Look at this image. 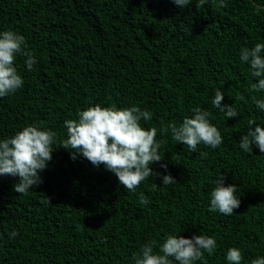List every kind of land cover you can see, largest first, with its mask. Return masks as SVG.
Returning a JSON list of instances; mask_svg holds the SVG:
<instances>
[{"label": "trees", "instance_id": "trees-1", "mask_svg": "<svg viewBox=\"0 0 264 264\" xmlns=\"http://www.w3.org/2000/svg\"><path fill=\"white\" fill-rule=\"evenodd\" d=\"M8 29L25 37L38 62L31 71L23 55L14 62L24 84L0 98V139L32 123L57 136L31 190L19 194L18 177L0 176V264H134L142 244L174 232L213 236L207 264H228L233 246L242 250L241 264L264 255V153L239 147L247 121L264 122L249 98L257 81L239 58L241 48L264 42V0L183 8L173 0H0V31ZM217 88L240 114L227 118L214 108ZM96 104L153 113L141 124L157 128L162 159L151 165L158 175L135 191L60 146L64 121ZM197 106L212 113L224 138L215 149L199 144L192 152L160 132ZM163 174L177 182L161 184ZM220 174L237 187L240 205L231 215L209 211ZM12 230L18 234L9 238Z\"/></svg>", "mask_w": 264, "mask_h": 264}, {"label": "clouds", "instance_id": "clouds-1", "mask_svg": "<svg viewBox=\"0 0 264 264\" xmlns=\"http://www.w3.org/2000/svg\"><path fill=\"white\" fill-rule=\"evenodd\" d=\"M183 8L195 2L200 6L206 0H173ZM25 57L24 63L29 71L38 62L37 58L27 50L25 37L11 29L0 31V98L15 93L24 84L22 75L15 67L17 56ZM241 62H246L249 72L257 82L251 83L248 89L250 100L256 109L264 112V42H257L253 47L240 49ZM255 93V94H253ZM224 93L217 88L212 105L227 118L240 114L228 103H222ZM192 115L185 117L181 123H170L160 132H170L176 143L187 145L192 152H197V146L203 144L215 149L223 142V136L218 127L212 123V113L201 107H193ZM153 113L139 106L118 108L116 105L103 106L96 104L86 107L77 114L76 119L64 121L66 139L60 146L70 150L73 159L77 155L86 158L95 167L103 165L112 172L119 183L129 191H135L142 181L158 175L151 165L161 161L159 154L160 143L156 139L157 128H146L141 121H149ZM247 132L242 134L239 147L247 153L252 152L255 145L264 153V122L257 123L255 119L247 121ZM252 125H255L252 127ZM57 133L51 128L39 123H32L16 131L8 138L0 139V176L10 175L18 177L14 190L23 194L37 185L40 172L52 159ZM201 156L205 153L201 152ZM166 168L167 165H162ZM177 181L171 174L161 175V184L170 185ZM209 211L231 215L239 208L240 199L235 184L224 183L220 174L213 181ZM149 198L140 196V203L147 205ZM174 232L168 234L163 242L148 241L140 246L139 252L133 254L134 264H196L204 261L205 253L209 256L217 248V241L213 236L202 232L192 237L178 236ZM18 233L12 230L9 238ZM228 264H241L244 259L239 247H230L225 256ZM250 264H264V255L257 256Z\"/></svg>", "mask_w": 264, "mask_h": 264}]
</instances>
